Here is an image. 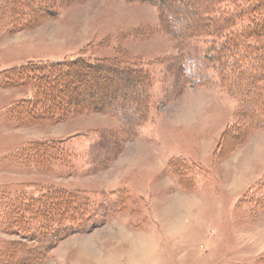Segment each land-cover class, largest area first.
I'll return each instance as SVG.
<instances>
[{"label":"rangeland","instance_id":"1","mask_svg":"<svg viewBox=\"0 0 264 264\" xmlns=\"http://www.w3.org/2000/svg\"><path fill=\"white\" fill-rule=\"evenodd\" d=\"M169 10L158 0H0V73L84 58L133 62L150 77L138 122L117 112L136 93L111 70L71 81L89 105L55 122L18 123L10 107L32 92L0 86V264H264L254 203L264 200V125L237 115L205 41L174 32L193 20L171 28ZM97 102L114 109L91 110ZM30 145L39 148L26 158ZM57 191L94 203L91 224L54 242L6 230L12 204Z\"/></svg>","mask_w":264,"mask_h":264},{"label":"trees","instance_id":"2","mask_svg":"<svg viewBox=\"0 0 264 264\" xmlns=\"http://www.w3.org/2000/svg\"><path fill=\"white\" fill-rule=\"evenodd\" d=\"M158 3L170 9L165 13L171 28L174 23L183 22L185 15L193 20L181 30L175 27L176 36L180 40L205 41L203 59L212 64L218 87L237 100V115L253 126L264 125V0H158ZM185 5L183 13L177 14L179 6ZM85 69L111 70L131 83L136 93L133 101L122 102L117 112L124 116V112L131 110L130 122L142 118L147 102L145 90L150 82L148 73L126 60L121 63L84 58L30 62L1 72L0 86L27 87L32 92L30 98L11 105V116L22 124L40 120L55 122L87 108L83 106L89 104L80 105L69 86L71 81L82 78ZM102 104L90 105L91 110L114 109L111 102ZM250 109L253 111L249 112ZM37 148L38 145L28 146L25 157ZM58 152L61 154L63 149ZM254 203L264 207L262 198ZM93 205L87 198L70 192H46L28 202L12 204V215L3 220V225L6 230L15 228L22 238L52 237L54 242L60 235L82 230L84 223L91 224Z\"/></svg>","mask_w":264,"mask_h":264}]
</instances>
